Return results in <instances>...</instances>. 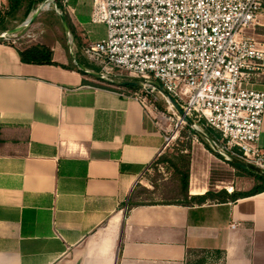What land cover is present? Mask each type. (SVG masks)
I'll use <instances>...</instances> for the list:
<instances>
[{"label":"crops","instance_id":"crops-1","mask_svg":"<svg viewBox=\"0 0 264 264\" xmlns=\"http://www.w3.org/2000/svg\"><path fill=\"white\" fill-rule=\"evenodd\" d=\"M61 1L68 37L48 29L59 15L30 28L67 66L69 49L82 55L106 25L91 21L92 0ZM16 49L0 41V264H196L205 255L203 264H264V191L130 205L164 145L147 104L73 68L22 63ZM202 184L189 193L206 192Z\"/></svg>","mask_w":264,"mask_h":264},{"label":"built area","instance_id":"built-area-1","mask_svg":"<svg viewBox=\"0 0 264 264\" xmlns=\"http://www.w3.org/2000/svg\"><path fill=\"white\" fill-rule=\"evenodd\" d=\"M53 4L47 0L43 7ZM263 9L264 0H92L91 21L104 23L106 35L82 51L101 66L99 85L113 83L109 66L156 81L195 126L202 121L218 131L220 151L264 171L258 146L264 88L257 87L264 78V41L248 32L261 25ZM10 36L17 34L4 38ZM118 92L146 102L136 91Z\"/></svg>","mask_w":264,"mask_h":264},{"label":"rangeland","instance_id":"rangeland-1","mask_svg":"<svg viewBox=\"0 0 264 264\" xmlns=\"http://www.w3.org/2000/svg\"><path fill=\"white\" fill-rule=\"evenodd\" d=\"M4 6L5 5L3 3V0H0V14L3 13ZM59 11L62 12L61 10ZM32 13H30L28 17H30ZM47 13L58 17V13L51 6H45L43 7V9H41L34 22H36L37 18H39L40 20V17L46 16ZM21 23L16 24L15 26L20 25ZM32 24L33 23L28 25L25 29L16 32V37L10 36V40L7 41L13 43L19 48L36 44L38 36L36 33L37 29L30 28ZM48 29L53 30V32L56 31L60 36L65 35L66 37V34L64 33L63 27L60 23H57L56 25L50 23ZM248 32L256 39L264 41V21L262 26H256L255 29H250ZM28 34L30 35L29 37H27ZM12 40H15V42H12ZM70 63L72 64L73 62L70 60ZM107 71L109 75H113L115 76V78L113 83H108L107 81L104 82L105 84H108V86L106 87H112L115 89L119 88L125 91L130 90L132 92L136 91L145 96V103L147 104L149 112L153 116L155 123L160 126L164 134H167V141L165 142L160 154L148 167L147 171L141 178V181L137 183V197L134 198L133 202H174L191 204L193 201V199L189 198L191 195L189 193L191 185L199 188V186L203 185L202 183L204 182L207 190L210 189L213 191H219L223 189L228 192V190H231V188L233 189L232 191H236L237 189H243L246 187V189H250L258 183V181L251 175H248L241 169H236L226 161L219 158L213 150L212 152L208 149L206 150L200 138L197 135L193 134L190 130V128L194 129V127H197L200 131L204 132L203 126L199 122L196 126L188 123L156 89L152 90L150 86L142 84L139 85L137 89H129L120 86V78L117 77V75L126 74L121 73L110 66L107 67ZM90 79L93 78L91 77ZM190 119L193 122L195 120V118L192 116H190ZM179 153H187L190 158V163L192 160L191 158H194V163L196 165L198 164L196 173L190 170L191 164L189 166L187 189L188 198L186 199L182 196V193H180V171L183 170V161L178 159ZM162 157H166L167 159H170V161H161L160 158ZM175 166L178 167V171L176 170ZM198 174L200 178H198ZM205 202L215 201L206 200ZM193 254H197L196 258L200 257L201 255L199 253ZM194 257L195 256H193V258ZM206 264L211 263L207 262Z\"/></svg>","mask_w":264,"mask_h":264},{"label":"trees","instance_id":"trees-1","mask_svg":"<svg viewBox=\"0 0 264 264\" xmlns=\"http://www.w3.org/2000/svg\"><path fill=\"white\" fill-rule=\"evenodd\" d=\"M44 0H5V6L4 11L2 14H0V30L4 31L5 29L11 28L15 26L16 24L21 23L24 21L30 13H32L38 4H40ZM54 5L57 7L58 10H61L66 18V14L64 12V8L62 6L61 0H51ZM52 6V5H51ZM264 10V9H263ZM67 19V18H66ZM68 22V20H67ZM69 29L71 30V27L69 26ZM7 39L0 38V41ZM9 42V41H8ZM13 44V43H11ZM14 45V44H13ZM16 46V45H14ZM17 47V46H16ZM83 50V49H82ZM19 60L22 63L27 64H46V65H60L64 68H73L76 69L78 72H81L74 63H69L67 66L59 64L53 60V52L52 50L45 45L41 44H32L23 48L17 47L16 49ZM83 53V51H82ZM75 57L89 70L95 71V72H101V66L96 65L95 63L89 61L84 54H80L79 52H75ZM111 79H113L112 82H114V77L110 76ZM95 80L104 81V79L101 78H93ZM87 82V81H84ZM123 87L129 88V89H137L138 86L133 85H121ZM203 126V131L207 136H209L217 145H221L220 142V135L218 131L214 130L213 128L206 126L202 121L199 122ZM189 126V125H188ZM190 128V127H189ZM191 132L195 135H197L201 142L204 144L205 148L212 152V149L209 145V143L202 137L201 134L196 132L193 128H190ZM234 160H239L237 157H232ZM178 159L183 161V170L180 171V178H181V189L180 193H182V196L186 199L188 198V177H189V166H190V158L187 153H179ZM161 161H170V159H167L166 157L160 158ZM231 166L235 167L236 169H241L233 164V162H227ZM176 167V170L178 171V167ZM248 175H251L258 181L256 185L251 187L248 190L243 191H232L230 193L226 192L225 190H219V191H213V190H207L203 194L198 195H190V199H193V202L196 203H204L206 200H213L215 202H225V201H235L238 198H243L247 196H252L257 193L264 191V175L258 172L257 170L251 169V170H245L241 169ZM136 187L134 191L131 193V196L129 197V204L130 205H138V204H154L151 203H143V202H133L134 198L137 197L136 195ZM174 203V202H172ZM175 204H183V203H175ZM188 205V204H184ZM202 254H206L205 251L201 252ZM206 257V255H205ZM205 257H200L195 263L196 264H203L205 261Z\"/></svg>","mask_w":264,"mask_h":264},{"label":"water","instance_id":"water-1","mask_svg":"<svg viewBox=\"0 0 264 264\" xmlns=\"http://www.w3.org/2000/svg\"><path fill=\"white\" fill-rule=\"evenodd\" d=\"M47 0L42 1L40 4L37 5L36 9L33 11V13L30 15V17H28L24 22H22L20 25H17L15 27H12L10 29L4 30V31H0V38L5 37L7 35H13L16 32H19L23 29H25L28 25H30L31 23L34 22L35 18L37 17V15L40 13L42 7L45 5ZM55 11L58 13L62 27L64 32L66 33L67 36H69V28H68V24L65 18V15L60 12L56 6H54ZM69 56L71 61L75 64V66L84 74L91 76L93 78H102L103 74L101 72H95L92 70L87 69L73 54V52L69 49ZM112 77L115 78V76L112 75ZM117 77L120 78L119 84L121 85H133V86H139L141 85V82H146L147 84H149L150 86H152L153 88H155L159 93L162 94V96L166 99V101L171 104L176 110L177 112L190 124H195L188 115L185 114V112L183 111L182 107L178 104V102L163 88L162 85H160L159 83H157L156 81L153 80H149V81H144V80H140L138 78L135 77H131L128 75H117ZM195 126V125H194ZM194 130L196 132H198L199 134L202 135V137L209 143L211 149L220 157L222 158L224 161L226 162H233V164L241 169H245V170H251V169H258L253 165H250L249 163L242 161V160H234L233 158H230L229 156H227L225 153H223L222 151H220V149L218 148V146L216 145V143L209 137L207 136V134H205L204 132L200 131L197 127H194ZM258 172H260L261 174L264 175V171L262 170H257Z\"/></svg>","mask_w":264,"mask_h":264}]
</instances>
